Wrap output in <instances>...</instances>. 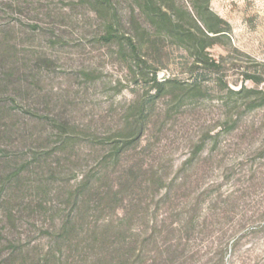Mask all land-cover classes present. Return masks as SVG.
<instances>
[{"label":"rangeland","instance_id":"374dc122","mask_svg":"<svg viewBox=\"0 0 264 264\" xmlns=\"http://www.w3.org/2000/svg\"><path fill=\"white\" fill-rule=\"evenodd\" d=\"M0 264H264V0H0Z\"/></svg>","mask_w":264,"mask_h":264},{"label":"trees","instance_id":"16d2710c","mask_svg":"<svg viewBox=\"0 0 264 264\" xmlns=\"http://www.w3.org/2000/svg\"><path fill=\"white\" fill-rule=\"evenodd\" d=\"M98 2L103 3V1H98ZM191 9H192L193 15L190 12H189V15H190L191 20L194 23V29H188L187 33L191 36L197 37L199 42L196 44L195 48L199 53L200 52L202 53L204 52L207 46L216 42L215 40H217L219 35H224L223 32L226 31V29L222 25H220V23L223 22L222 19H220L217 15H215L209 9V7H205L204 10L202 11L201 9H199V7H196L194 5V7H191ZM156 15L159 16L160 19L165 20L166 23L169 24V26H175V23L177 22L175 20V17H173L169 11H167L166 9H162L161 7H155L154 12L151 13L150 16L152 19H154ZM118 24H119V21L117 20L108 21L107 24L105 25L106 27L105 33L102 36V38L107 41L112 40L114 38L117 39L120 43L121 50L126 48L125 47V42H126L130 47V51L133 54L136 53L138 50V46L132 36H129V35L125 36V40H126L125 42H123L122 39H120V35L118 32V28H117ZM121 36L124 37V35H121ZM175 83L177 84V82L174 79H165L163 81H157L155 77L153 78V84H154L153 86L155 89H160L166 84H175ZM247 92H251V90L249 89L247 90ZM144 111H145L144 104H142L136 116L135 121L129 122L128 124L129 126L127 128L129 133L124 135V138L122 140V143L124 146L129 145L130 143H132L135 139L139 137V134L142 128L141 122L143 121L145 117ZM132 176H133V167H129L128 175L124 177L126 186L130 182H133V183L135 182V177H132ZM122 185L123 184H121L120 182L118 185H115L116 186L115 188L113 186L110 190V193H108L107 199L109 200L110 197L117 196L121 191V189L119 188L122 187ZM109 227L110 226L108 223L95 226L94 233L98 235L103 234V232L106 231V229ZM96 258H98V256H96Z\"/></svg>","mask_w":264,"mask_h":264}]
</instances>
